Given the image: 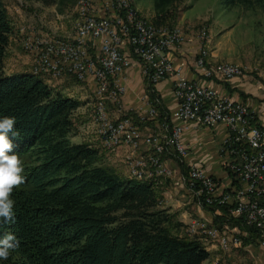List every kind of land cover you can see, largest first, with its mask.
<instances>
[{
    "label": "trees",
    "instance_id": "16d2710c",
    "mask_svg": "<svg viewBox=\"0 0 264 264\" xmlns=\"http://www.w3.org/2000/svg\"><path fill=\"white\" fill-rule=\"evenodd\" d=\"M35 1L44 6L57 3ZM223 1L227 6H264V0ZM11 32L0 0V119L16 120L14 131L19 135L8 133L13 145L8 155L19 156L26 178L11 197L14 220L0 226V237L13 234L19 247L0 264H202L208 251L198 239L186 235L182 222L175 223L176 214L161 205L157 185L122 175L103 163L99 148L71 140L78 99L47 84L45 75L31 70L5 72ZM144 81L155 119L170 130L168 110L154 85L145 77ZM126 116L138 127L152 122L135 112ZM252 124L257 125L255 119ZM203 206L221 212L213 216L215 226L233 222L250 239L259 237L256 230L228 214L226 207Z\"/></svg>",
    "mask_w": 264,
    "mask_h": 264
},
{
    "label": "built area",
    "instance_id": "2783aa9c",
    "mask_svg": "<svg viewBox=\"0 0 264 264\" xmlns=\"http://www.w3.org/2000/svg\"><path fill=\"white\" fill-rule=\"evenodd\" d=\"M73 33L68 36L48 35L27 28L33 39V47L23 49L35 57L32 70L41 75H50L51 80H61L64 76L79 77L80 82L92 78L95 83V99L99 107L102 102L120 108V98L124 88L118 84V77L125 69L139 64L143 76L152 84H157L169 75L175 76L172 94L178 102L177 122L168 130L164 123L163 133H149L143 137L150 161H142L139 156H129L130 171L148 173L159 177L166 172L160 167L162 154L169 151L177 157L186 156V148L181 141L183 132L194 124L214 128L223 124L227 129V139L220 147L225 159L223 166L231 178L232 185L227 191H218L214 177L202 167L192 166L182 179L185 189L199 207L218 205L226 207L230 214L248 228L257 231L264 243V128L252 124L254 111L246 104L236 101L216 89L188 79L169 60L167 52L174 45H180L185 36L173 33L171 29H142L134 23V16L124 0H89L86 16H79L74 23ZM206 44V42H205ZM202 45L193 61L195 71L203 79H230L242 76L248 67L230 66L215 68L202 60ZM91 54L89 65H81V57ZM156 110L149 107L140 119L156 117ZM94 116H102L94 115ZM134 121L120 115L116 118L117 134H110L107 123L101 124V136L111 141H119L132 153L134 142L140 141L139 133H133ZM115 151V150H111ZM185 233L209 245L228 252L241 243L237 236L227 229L217 227L203 219H191L185 224ZM215 264H224L216 259Z\"/></svg>",
    "mask_w": 264,
    "mask_h": 264
},
{
    "label": "rangeland",
    "instance_id": "374dc122",
    "mask_svg": "<svg viewBox=\"0 0 264 264\" xmlns=\"http://www.w3.org/2000/svg\"><path fill=\"white\" fill-rule=\"evenodd\" d=\"M4 1L8 4L9 8V14H7V16L12 27V34L18 35L23 31L21 39L15 40V43L17 42L20 45L17 46L16 49H18L20 54L24 56L25 59L27 58L30 63L25 64L21 70L32 71V66L35 60V57L32 54L23 50L28 49L26 47V41L33 43V39H31L27 32L28 27L33 26L36 31L38 30L39 32L48 35L64 37L73 33L72 27L73 22L76 19L77 0H57V3L51 6H44L35 0ZM130 3L131 7L138 13V15L151 26L155 28H176L177 34H181L182 36L187 35V41L194 42L198 46L196 47V53L193 56L194 59L197 56L199 48L204 45L203 51L206 52V56L203 61L211 67L220 68L224 65L244 66L252 68L254 73L258 71L264 73V6L255 8H244L239 5L227 6L223 0H168L164 3L159 2L158 0H130ZM11 53L12 52L9 53L7 51V60L3 64L6 67L5 72L7 74L18 72L17 70L10 69L11 66L8 64V58ZM44 79L48 80L47 83L52 81L50 76H44ZM153 85L155 87V84ZM58 86H61L58 91L63 95L80 101V106L72 115L75 129L73 134H71V138L74 137L81 140L87 136L99 137L102 142V146L99 149L101 151L103 163L123 174V169H118V166L111 164L112 162L109 158L114 156V153L120 144L111 149H107L103 146V141L98 133L99 122L97 123L94 119V110L96 109L95 106L97 100L95 99V83L93 79L90 78L87 81L79 82L76 77L66 75L62 78L57 87ZM144 88L148 100L145 81ZM157 94L159 95L160 101L167 109L160 94ZM122 100L123 99L121 98L119 102L122 108H117L116 106L111 105L110 102H103L107 105L106 114L111 121L114 119L109 114L110 106H113L118 113H121V115L134 112L133 110L125 109ZM168 113L170 114L169 110ZM142 115H145V113ZM145 119L154 121L152 126L149 125V133L165 132L163 127L161 129V125L164 124L160 125L155 117L152 119L146 117ZM169 120L171 121L170 115ZM135 126L138 128L136 124ZM138 133L140 136L139 128ZM139 142L138 146L134 147L135 150L139 147ZM76 143H79V141H76ZM150 154L151 152H147L145 156H139L140 160L148 161V155L150 156ZM162 155L160 158L161 164ZM171 162L176 166V172H174L172 168L171 170L162 164L161 167L166 168L167 173L169 172V174L166 173L160 176V178L152 177L151 179L155 185H158V182L161 180L160 185H162V188L160 189L159 187V191L161 192L169 186V182L178 177H181L182 179L185 178L187 176V171L191 168L190 165L186 164L184 157L174 156L172 157ZM180 163L183 164V169L181 168ZM126 167L128 170V177L149 180L148 173H143L144 176L140 178L132 177L129 157L126 158ZM175 199L176 201L181 200L177 195L175 196ZM161 205L164 207L165 203H162ZM168 209L176 214L174 217L175 223L177 221L181 222L179 215L180 210L173 206H168ZM201 209L207 210L210 213H212L213 210L221 213L217 207L210 210L205 206H201ZM227 212L230 214L228 209ZM182 224L185 226L183 222ZM240 231L241 233L246 232L243 229H240ZM260 241V237L256 239L249 238L248 241H244V243H257ZM229 256V251H221L220 253H217V256L211 258L207 264L216 263V259L222 261L224 264H232L233 262L229 260Z\"/></svg>",
    "mask_w": 264,
    "mask_h": 264
},
{
    "label": "crops",
    "instance_id": "0c3cea01",
    "mask_svg": "<svg viewBox=\"0 0 264 264\" xmlns=\"http://www.w3.org/2000/svg\"><path fill=\"white\" fill-rule=\"evenodd\" d=\"M3 2L7 14H9L8 4H6L4 0ZM22 34L23 31L18 35H14L11 32L6 49V53L7 51L9 53L12 52L8 58V64L11 66L10 69L17 70L18 72L27 71L21 70V68H23L25 64L30 63V61L27 58L25 59L24 56L20 54L19 50L16 49V47L20 45L17 42L15 43V40L21 39ZM187 39L188 37L185 35V39L180 45H174L169 48L167 56L173 65L180 67L181 72L188 79L212 87L217 91L228 95L232 99L249 106L254 111L256 123L264 128V73L259 71L254 73L252 68L248 67L249 71L242 76H236L230 79H221L218 77H214L213 79H203L195 71L193 66V56L196 53V47L198 46L194 42L187 41ZM6 53L3 64L7 60ZM4 69H6L5 66ZM61 80H52L49 83H47L48 80H45V82L58 91L61 86L57 87V85ZM174 80L175 76L169 75L155 84L156 90L163 99L167 109L170 111L172 125L177 122L176 113L178 107V102L172 94ZM117 82L124 88V92L121 95L124 108L133 110L137 115H139V113H146L150 105L145 93L144 76L141 65L135 64L125 69L118 77ZM120 108H122V106H120ZM109 114L114 120L121 115V113H118L113 106L109 107ZM152 123H154V121L151 122V126ZM99 128L100 124L98 130ZM138 128L141 137L139 147L131 153L128 147L122 145L117 148L113 157H109L112 162L111 164L118 166V169H123V174L120 173L124 176H128V170L126 167L127 157L132 155L145 156L147 154V146L142 138L147 137V134H149L150 131V126L141 124ZM227 136V129L223 124H218L214 128H206L191 124L181 136V141L186 148L185 157L187 159L184 157L186 164L191 167H202L207 173L212 175L217 182L219 192L227 191L232 185L231 178L223 166L225 157L220 153V147H222L223 143L226 141ZM71 140L73 142H87L97 148H101L102 146V142L97 136H87L81 140L72 137ZM163 155L162 164L165 167L172 168L174 172H176V166L171 162L172 157H174L173 153L167 151L165 152V155ZM160 184L161 180L157 185V187H160L161 189L162 185ZM160 194L162 203H165L164 207L168 208V206H173L180 210V220L184 224L194 218L203 219L212 223V216H221V213L216 212V210L212 211L213 215L207 210H202L185 189L181 177L169 182V186L165 188L163 192L160 191ZM176 195L181 198L180 201H176ZM220 226L222 229H227L230 235L237 236L241 239L240 245L233 247L229 251V260L233 262L232 264H264V243L262 241L257 243H244V241H248L250 235L247 232L241 233L240 228L233 222H223ZM199 241L209 253L208 258L203 261L202 264H207L211 258H214L217 256V253L221 252L218 247L216 248L214 245L204 243L202 240Z\"/></svg>",
    "mask_w": 264,
    "mask_h": 264
},
{
    "label": "clouds",
    "instance_id": "9594fccd",
    "mask_svg": "<svg viewBox=\"0 0 264 264\" xmlns=\"http://www.w3.org/2000/svg\"><path fill=\"white\" fill-rule=\"evenodd\" d=\"M15 118L0 119V226L14 220V200L11 198L15 189L25 183L24 167L18 155H8L13 145L8 133L19 135L14 131ZM19 247V241L11 233L0 237V260H7Z\"/></svg>",
    "mask_w": 264,
    "mask_h": 264
},
{
    "label": "bare ground",
    "instance_id": "6f19581e",
    "mask_svg": "<svg viewBox=\"0 0 264 264\" xmlns=\"http://www.w3.org/2000/svg\"><path fill=\"white\" fill-rule=\"evenodd\" d=\"M88 1L89 0H77L76 1V19L74 20L73 25H74V23H78L79 22V16H86L87 2ZM124 1H125V4H127L128 9L131 10L132 16H134V23L135 24H141V28L142 29H149V24L146 21H144L138 15V13L131 7L130 0H124ZM150 28H155V27L150 25ZM161 29H171V30H173V33L177 34V29L176 28H165L164 27V28H161ZM26 47L28 49L30 47H33V43L30 42V41H26ZM205 56H206V52L203 51L202 52V60H204ZM90 62H91V54H84L81 57V65H89ZM222 67H230V66H225L224 65V66H221L220 68H222ZM31 72L33 74L40 75V73H38V71H36V70H32ZM45 76H50V75H45ZM76 78L79 80V77H76ZM106 106L107 105H105L103 102H102V106L101 107H99L98 104H96V106H95L96 109L94 110V115L102 114V116H94V119H95V121L97 123L99 122V124H100V128H99L98 132H99L100 137H102L103 146L105 148L109 149L108 138L106 136H101V124H106L107 123L108 128L110 130V134H117V125H116V121H114V120L111 121L108 118V115L106 114ZM133 133H138V128H136L135 124H133ZM138 142L139 141H135L134 142V147L138 146ZM118 144H120L119 141H111V148L116 147ZM150 160H151V154H150V156L148 155V161H150ZM161 166H162V164L160 163V167ZM161 169L166 170V168H162V167H161ZM166 173H167V170H166V172H164V174H166ZM164 174H162V175H164ZM167 174H169V172ZM142 176H144L143 173H139V176H137V172L132 171V177L140 178ZM148 177H149V174H148Z\"/></svg>",
    "mask_w": 264,
    "mask_h": 264
}]
</instances>
